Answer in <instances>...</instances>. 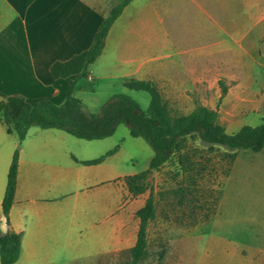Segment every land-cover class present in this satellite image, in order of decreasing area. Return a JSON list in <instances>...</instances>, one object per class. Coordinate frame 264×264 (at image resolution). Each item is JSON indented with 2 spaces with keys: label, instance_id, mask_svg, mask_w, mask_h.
<instances>
[{
  "label": "rangeland",
  "instance_id": "374dc122",
  "mask_svg": "<svg viewBox=\"0 0 264 264\" xmlns=\"http://www.w3.org/2000/svg\"><path fill=\"white\" fill-rule=\"evenodd\" d=\"M255 1L259 0H207L206 11L189 0L133 3V9L146 7L151 29L166 32L171 40L179 42L181 58L194 55L179 61L171 76L156 71L153 78L173 115L189 114L197 106L207 107L218 113V122L229 134L262 123L264 21L256 24L259 11L251 6ZM127 15H122L119 22ZM213 42L216 50L230 51L186 53ZM116 64L111 55L95 66L110 74L117 73L112 70ZM82 81L85 86L79 97L88 114L101 113L119 94L136 101L142 111L149 108L151 97L147 92L127 89L117 78L98 83ZM220 82L227 87L223 97ZM45 132L31 127L27 143L39 138L44 144L41 138ZM64 134L67 139L60 140L61 144H100V154L124 144L119 165L129 173L147 170L153 157L150 145L132 137L126 124H120L114 135L102 140L87 141ZM7 138V144H20L15 135ZM184 144L180 153L151 175L150 188L139 196L146 200L152 193L156 203V218L148 226L147 256L140 264H244L242 255L256 252H262L264 264V149L258 153L237 151L232 160L229 156L234 151L221 146L211 149L198 134L188 136ZM6 177L7 172L0 174V213ZM163 249L165 254L160 259ZM63 257L59 263L67 264L71 254ZM129 261L130 253L121 251L101 264Z\"/></svg>",
  "mask_w": 264,
  "mask_h": 264
},
{
  "label": "crops",
  "instance_id": "0c3cea01",
  "mask_svg": "<svg viewBox=\"0 0 264 264\" xmlns=\"http://www.w3.org/2000/svg\"><path fill=\"white\" fill-rule=\"evenodd\" d=\"M113 1L0 0V102L19 96L30 104L47 99L62 105L72 81L76 82L73 95L81 100L83 79L98 83L114 77L123 84L135 78L155 83L156 71L169 77L179 61L194 56L181 58L179 42L171 40L166 32L151 29L146 7L133 9L137 1L133 0L121 14L128 13L125 20L119 22L120 16L112 25L103 53L90 65L88 77L54 79L51 66L91 46ZM189 1L206 11L207 0ZM263 3L259 0L251 4L259 11L256 24L264 21ZM206 46L186 53L230 51L216 50L214 42ZM111 55L117 63L112 70L117 73L108 74L95 66ZM45 130L41 138L44 144L39 138L28 144V133L20 144H7V135L15 134H9L0 122V174L7 172L8 176L19 147L17 187L9 222L2 203L0 213V231L21 234V252L15 264H60L65 254H71L67 264H101L121 251L128 252L137 240L136 213L147 198L133 197L126 188L124 178L137 173L119 165L124 144L117 145L118 151L100 164L83 165L81 161L99 158L115 147L100 154V144H61L60 140L67 139L65 131ZM262 255L256 252L242 255V259L244 264H262Z\"/></svg>",
  "mask_w": 264,
  "mask_h": 264
},
{
  "label": "trees",
  "instance_id": "16d2710c",
  "mask_svg": "<svg viewBox=\"0 0 264 264\" xmlns=\"http://www.w3.org/2000/svg\"><path fill=\"white\" fill-rule=\"evenodd\" d=\"M132 1L114 0L91 46L67 61L55 62L50 69L52 77L56 80L72 76L87 78L90 65L103 53L105 40L112 25ZM220 83L221 97H223L227 93V87L223 82ZM75 84V81L70 83L66 100L62 105H56L47 99L30 104L19 96L4 98L0 102V122L4 124L9 134L17 135L20 143L26 138L31 127L58 129L77 139L93 141L111 137L120 124L128 125L130 135L144 139L153 150V157L147 170L124 178L126 188L133 197H138L148 191L151 175L182 151L188 136L198 134L211 149L214 146H221L234 151L229 156L232 160L237 151L258 153L264 149V118L257 126L246 125L236 133L229 134L218 122L216 111L197 106L189 114L173 115L155 83L135 78L124 80L123 86L134 91H145L150 95L151 100L147 111H142L133 99L119 94L113 96L111 102L101 113L88 114L82 107L81 100L73 95ZM118 149L119 146H116L99 158L84 160L80 163L83 165L100 164ZM18 155L19 147L13 155L2 201V211L7 222H9L17 187ZM136 216L139 220L137 240L134 247L128 251L130 261L127 264H140L147 256L148 226L156 218V203L152 193L144 206L137 211ZM20 252L21 234L13 231L6 233L0 231V264H15ZM164 254L163 249L159 254L160 259Z\"/></svg>",
  "mask_w": 264,
  "mask_h": 264
},
{
  "label": "built area",
  "instance_id": "2783aa9c",
  "mask_svg": "<svg viewBox=\"0 0 264 264\" xmlns=\"http://www.w3.org/2000/svg\"><path fill=\"white\" fill-rule=\"evenodd\" d=\"M91 79V78H90Z\"/></svg>",
  "mask_w": 264,
  "mask_h": 264
}]
</instances>
